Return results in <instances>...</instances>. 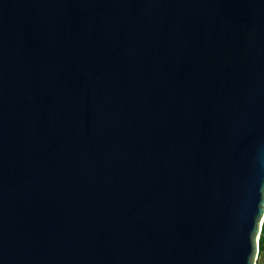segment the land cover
I'll return each mask as SVG.
<instances>
[{
	"label": "water",
	"instance_id": "1",
	"mask_svg": "<svg viewBox=\"0 0 264 264\" xmlns=\"http://www.w3.org/2000/svg\"><path fill=\"white\" fill-rule=\"evenodd\" d=\"M264 0H0V264H257Z\"/></svg>",
	"mask_w": 264,
	"mask_h": 264
},
{
	"label": "trees",
	"instance_id": "2",
	"mask_svg": "<svg viewBox=\"0 0 264 264\" xmlns=\"http://www.w3.org/2000/svg\"><path fill=\"white\" fill-rule=\"evenodd\" d=\"M262 254H264V222H263L262 231H261V235L259 239V257Z\"/></svg>",
	"mask_w": 264,
	"mask_h": 264
},
{
	"label": "rangeland",
	"instance_id": "3",
	"mask_svg": "<svg viewBox=\"0 0 264 264\" xmlns=\"http://www.w3.org/2000/svg\"><path fill=\"white\" fill-rule=\"evenodd\" d=\"M257 263L258 264H264V254H262L260 257H258Z\"/></svg>",
	"mask_w": 264,
	"mask_h": 264
}]
</instances>
